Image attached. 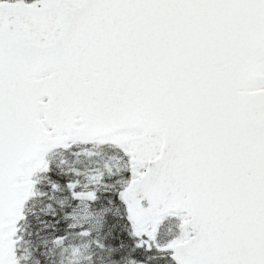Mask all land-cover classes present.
<instances>
[{
  "label": "snow or ice",
  "instance_id": "6c2138e0",
  "mask_svg": "<svg viewBox=\"0 0 264 264\" xmlns=\"http://www.w3.org/2000/svg\"><path fill=\"white\" fill-rule=\"evenodd\" d=\"M0 264H264V0H0Z\"/></svg>",
  "mask_w": 264,
  "mask_h": 264
}]
</instances>
